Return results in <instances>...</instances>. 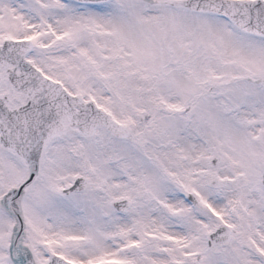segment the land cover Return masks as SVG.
Here are the masks:
<instances>
[{
  "label": "snow or ice",
  "instance_id": "1",
  "mask_svg": "<svg viewBox=\"0 0 264 264\" xmlns=\"http://www.w3.org/2000/svg\"><path fill=\"white\" fill-rule=\"evenodd\" d=\"M0 264H264V0H0Z\"/></svg>",
  "mask_w": 264,
  "mask_h": 264
}]
</instances>
